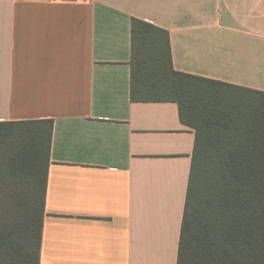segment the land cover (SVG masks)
I'll use <instances>...</instances> for the list:
<instances>
[{"label": "crops", "instance_id": "1", "mask_svg": "<svg viewBox=\"0 0 264 264\" xmlns=\"http://www.w3.org/2000/svg\"><path fill=\"white\" fill-rule=\"evenodd\" d=\"M176 71L264 92V0H0V122L53 120L40 264H177L195 131L131 99V23Z\"/></svg>", "mask_w": 264, "mask_h": 264}, {"label": "trees", "instance_id": "2", "mask_svg": "<svg viewBox=\"0 0 264 264\" xmlns=\"http://www.w3.org/2000/svg\"><path fill=\"white\" fill-rule=\"evenodd\" d=\"M130 65L132 101L176 103L196 135L177 264H264V92L176 71L169 32L137 18ZM53 131L0 122V186L19 193L0 264H40Z\"/></svg>", "mask_w": 264, "mask_h": 264}, {"label": "rangeland", "instance_id": "3", "mask_svg": "<svg viewBox=\"0 0 264 264\" xmlns=\"http://www.w3.org/2000/svg\"><path fill=\"white\" fill-rule=\"evenodd\" d=\"M21 191V190H20ZM15 190L8 185L0 186V210L11 211L12 208L16 207V198L19 197V193H14ZM21 197L19 198V200Z\"/></svg>", "mask_w": 264, "mask_h": 264}]
</instances>
